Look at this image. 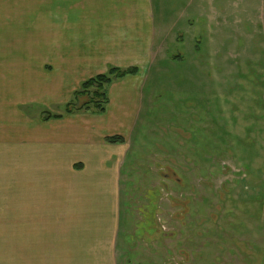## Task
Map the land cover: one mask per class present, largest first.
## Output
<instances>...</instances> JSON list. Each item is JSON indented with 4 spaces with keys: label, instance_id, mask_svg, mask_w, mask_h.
I'll use <instances>...</instances> for the list:
<instances>
[{
    "label": "rangeland",
    "instance_id": "obj_1",
    "mask_svg": "<svg viewBox=\"0 0 264 264\" xmlns=\"http://www.w3.org/2000/svg\"><path fill=\"white\" fill-rule=\"evenodd\" d=\"M44 4L33 0L39 67L60 40L50 38ZM153 4L165 44L148 103L119 144L130 236L119 239L120 264H264V0ZM17 234L0 231L9 264Z\"/></svg>",
    "mask_w": 264,
    "mask_h": 264
},
{
    "label": "crops",
    "instance_id": "obj_2",
    "mask_svg": "<svg viewBox=\"0 0 264 264\" xmlns=\"http://www.w3.org/2000/svg\"><path fill=\"white\" fill-rule=\"evenodd\" d=\"M44 5L40 19L60 40L47 44L39 67L33 0H0V231L18 232L17 264H120L119 239L130 237L120 201L127 153L107 139L132 136L165 30L155 26L153 0ZM112 67L139 74L109 88L104 114L67 115L82 84ZM6 247L0 264L11 262Z\"/></svg>",
    "mask_w": 264,
    "mask_h": 264
},
{
    "label": "trees",
    "instance_id": "obj_3",
    "mask_svg": "<svg viewBox=\"0 0 264 264\" xmlns=\"http://www.w3.org/2000/svg\"><path fill=\"white\" fill-rule=\"evenodd\" d=\"M138 68L121 69L112 67L106 74L98 75L84 82L79 91L75 92L73 99L65 107V113L72 115L75 113L96 112L104 114L110 103L108 91L109 88L128 77L137 76ZM62 116L47 115L44 120L60 119ZM110 144H120L124 142L123 138H108Z\"/></svg>",
    "mask_w": 264,
    "mask_h": 264
}]
</instances>
